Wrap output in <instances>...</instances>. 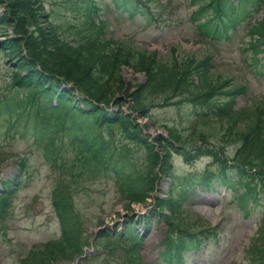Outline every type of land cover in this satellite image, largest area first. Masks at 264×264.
I'll use <instances>...</instances> for the list:
<instances>
[{
	"label": "trees",
	"instance_id": "obj_1",
	"mask_svg": "<svg viewBox=\"0 0 264 264\" xmlns=\"http://www.w3.org/2000/svg\"><path fill=\"white\" fill-rule=\"evenodd\" d=\"M4 1L7 5L3 15H0V26L13 24L15 37L0 42V51L4 58H13V66L18 72L25 70L27 75L15 73L12 83L18 89L22 87L23 91L15 98L1 99L0 112L26 113L28 118L32 117L36 134L45 140L51 133H63L64 151L75 159L73 164L63 162L59 165L58 158L60 162L64 160V152L60 150L62 146H56L52 138L42 144L47 157H55L50 162L63 169L54 181L52 191V206L58 219L60 235L57 240H50L32 249L20 260L22 264H67L81 255L87 242L79 214L70 201L69 187L80 179L81 167L85 164H93L98 170L101 168L100 176L108 175L114 168L113 171L121 170L113 173V179L120 188L121 198L126 200L124 209L129 212L132 204L145 205L155 192L158 182L157 173L153 171L157 167L162 178L171 175V153L180 152L187 160H191V154H207L217 162L220 175H224L228 167L227 161L222 160L224 150L228 144H234L236 149L231 161L245 188L241 203L247 207V200L256 202L260 196L264 197V102L236 110L234 98L245 92L244 87L225 89L227 82L214 78L208 60L195 62L192 57L178 60L173 56L170 60H163L154 55L132 52L123 44L106 41L102 37L103 24H95L91 16L87 19L84 33H78L77 40L67 39L48 18L43 15V19L39 18L36 12H44L41 0ZM253 1L264 3V0ZM0 3L3 1L0 0ZM192 4H199V16L207 12L217 15V10H223L229 0H192ZM93 12L95 10L91 9ZM43 23H46V27ZM22 46L25 57L22 55ZM247 46L252 58L264 51V17L252 26ZM122 66L146 75V81L131 93L135 112L142 111L141 114L146 115L153 106L152 99L162 97L166 101L179 97L182 102L199 106L213 105L214 108L192 124L187 133L169 129L167 140L162 137L157 139L161 152L153 151L152 146L142 138L140 125L132 123L129 115H124L119 109L111 116L100 107L101 104L109 105L107 91L122 82ZM62 84L71 85V92L78 93L80 101L91 106V109L81 110L75 102L77 95L68 91L59 92ZM222 95L227 97L225 102L218 100V96ZM53 98L57 100L56 105L52 103ZM115 103L119 104V101ZM117 135L125 140H141L145 145L139 143L148 148L145 149V173L136 174L126 165L117 166L116 148L112 144ZM209 175L206 173L202 176L203 184L207 183ZM3 185L6 186V183ZM10 196L11 192L0 194L1 218L8 213ZM183 201L184 198L175 197L173 191L164 198H155L156 207L168 212L163 215L168 228L161 242L163 249L160 258L169 263L180 261L183 251L194 241L217 233L216 227L211 229L188 213L182 207ZM115 238L101 232L97 241L102 244L107 255L115 253L120 246L124 247L123 260L118 259L119 263L140 264L138 243L124 245V237ZM246 255L248 264H264V212Z\"/></svg>",
	"mask_w": 264,
	"mask_h": 264
},
{
	"label": "rangeland",
	"instance_id": "obj_2",
	"mask_svg": "<svg viewBox=\"0 0 264 264\" xmlns=\"http://www.w3.org/2000/svg\"><path fill=\"white\" fill-rule=\"evenodd\" d=\"M2 1L0 15H3L7 5V2ZM189 1L142 0L145 6H139L135 10L133 0H42L44 12L38 10L36 13L40 19H43V15L57 25L65 38L77 40L78 33L83 34L88 25L89 12L95 7L97 12L92 16L96 24L100 21L105 25V40L122 43L132 52L154 55L163 60H170L172 56L178 60L192 57L195 62L208 59L211 63L210 73L221 82H227V88L237 85L246 87V94L235 99V109L264 102V53L259 56L260 64L256 65L249 57L250 51H245L244 45L249 41L246 27L263 18L264 9L256 11L257 6L254 4L246 8L243 5L240 8L234 7L227 12L224 19L227 37L221 24H218L217 33L221 37H204L201 40L199 30L195 27L196 22L188 19L191 10L196 8L194 5L190 7ZM233 3L236 1L233 0ZM33 8L35 9L34 6ZM242 12H246L247 16L232 27L231 21L240 19ZM232 18L234 19L231 20ZM45 24L43 26L46 27ZM13 26H0V41L15 37ZM23 46L22 55L25 57ZM19 55L18 53L17 56ZM2 56L3 53L0 52V100L15 98L23 91L12 83L15 73L20 76L27 75L24 71L15 70L11 63L12 57L7 61ZM120 78L122 82L107 91L108 104L114 103V107H123L124 112L128 109L132 111V123L140 125L145 134L144 139L152 146L153 151L161 152L157 139L168 137L169 129L176 128L187 133L192 121L200 113L198 108L181 105L179 100L177 103L175 100L166 101L162 97L152 99L153 106L148 109L145 117L141 114L142 111H133L131 97L136 87L146 81L145 73L122 66ZM115 101H119V104ZM1 119L0 182L19 178L21 184L12 198L8 213L4 218L0 217V264H22L20 260L30 250L51 239H57L60 235L59 224L51 205V191L54 181L56 182L63 169L54 166L50 161L55 157L48 158L43 147L34 143L32 120L21 118L13 129L10 125L1 126ZM139 142L141 140L132 142L117 135L112 143L116 148L114 151L118 163L132 168L136 174L145 173L147 161L145 149L148 148H144L140 145L143 142ZM64 147L61 149L64 160L59 161V165L63 162L73 164L74 157H70ZM235 149L234 144H228L225 155L231 157ZM76 163L79 164V161ZM22 165L25 172L20 169ZM171 168L175 177L180 180L174 194L183 191L187 194V212L210 227L219 225L216 238L205 240L198 250H191L182 264H248L246 249L256 232V223L262 208L255 207L245 217L244 212L237 206L238 202L234 201L229 183V187L224 184L223 186L215 177L209 186H200L197 179L203 170L208 172L215 169L212 160L207 156L188 164L182 156L173 154ZM230 171L229 179L235 181L238 174ZM81 172L80 179L69 187L70 201L79 214L81 229L87 242L85 247L94 245L95 252L83 261L77 260L73 264H122L118 259L123 260L124 247L120 246L115 253L107 255L102 244L97 241L99 231L117 227V231H120L122 227L119 226V214L125 218L130 215L131 219L137 220L147 215L151 206L135 205L133 212H126L111 175L100 176L101 168L98 170L93 164L83 165ZM153 172L157 173L156 182H159V167ZM188 179H192L189 186L184 184ZM157 190L159 197L166 196L170 192L169 179H162ZM242 191L243 186L239 185V194ZM150 221L151 227L143 234L145 237L139 252L140 264H161L156 257L166 225L164 222H154L153 218ZM137 230L142 233L144 229ZM85 247L84 251L87 249Z\"/></svg>",
	"mask_w": 264,
	"mask_h": 264
}]
</instances>
